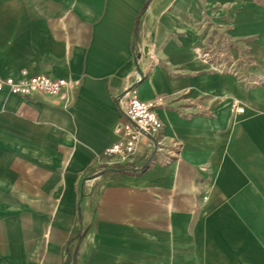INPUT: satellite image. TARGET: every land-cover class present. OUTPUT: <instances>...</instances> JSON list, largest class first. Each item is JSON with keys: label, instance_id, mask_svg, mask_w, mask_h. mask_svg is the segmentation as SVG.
<instances>
[{"label": "crops", "instance_id": "crops-1", "mask_svg": "<svg viewBox=\"0 0 264 264\" xmlns=\"http://www.w3.org/2000/svg\"><path fill=\"white\" fill-rule=\"evenodd\" d=\"M23 71L67 85L0 91V264H256L221 247L264 191V0H0ZM130 96L159 146L110 167Z\"/></svg>", "mask_w": 264, "mask_h": 264}, {"label": "built area", "instance_id": "built-area-1", "mask_svg": "<svg viewBox=\"0 0 264 264\" xmlns=\"http://www.w3.org/2000/svg\"><path fill=\"white\" fill-rule=\"evenodd\" d=\"M66 85V79L47 75L29 76L27 71H23L20 78L0 76V91L22 97L38 94L64 97ZM157 107L158 103L130 96L123 109V122L115 131L118 139L104 153L110 167L124 164L136 155L143 139L152 141L156 147L159 146L156 137L161 133L163 124L156 112ZM244 110L239 107L236 112L243 114Z\"/></svg>", "mask_w": 264, "mask_h": 264}, {"label": "rangeland", "instance_id": "rangeland-1", "mask_svg": "<svg viewBox=\"0 0 264 264\" xmlns=\"http://www.w3.org/2000/svg\"><path fill=\"white\" fill-rule=\"evenodd\" d=\"M207 200V198H205ZM228 205L253 206L257 213L247 216V222L243 227L242 245L222 246L221 249L228 255L238 254L253 258L256 264H264V191L258 197L229 198ZM252 226V228H251Z\"/></svg>", "mask_w": 264, "mask_h": 264}]
</instances>
